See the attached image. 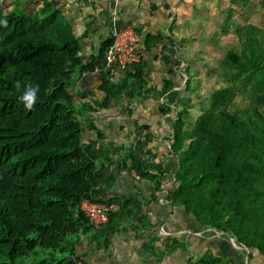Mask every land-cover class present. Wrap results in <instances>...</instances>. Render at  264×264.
Returning <instances> with one entry per match:
<instances>
[{"label":"trees","instance_id":"16d2710c","mask_svg":"<svg viewBox=\"0 0 264 264\" xmlns=\"http://www.w3.org/2000/svg\"><path fill=\"white\" fill-rule=\"evenodd\" d=\"M161 37L147 34L144 44ZM110 42L106 38L102 50ZM79 50L72 24L53 1L42 0L35 13L18 3L7 12L0 9V264L78 260L71 234L90 224L80 205L93 200L98 176L82 143L81 120L83 112L96 109L76 105L70 92L86 69ZM226 59L241 62L233 51ZM127 69L100 89L128 101L142 96L147 89L141 62ZM28 86L38 90L31 110L19 100ZM171 86L167 80L163 90ZM249 95L248 105L238 108L237 93L228 85L211 93L207 109L192 123L177 113L170 143L177 167L167 194L169 203L189 217L187 230L223 232L249 250L251 261L264 258V78ZM158 111L168 114L172 108L162 103ZM129 158L133 167L147 170L132 154ZM163 173L159 167L148 175L156 190ZM221 243L219 254L206 252L190 264H237L236 256L244 264L228 243ZM162 245L163 254L185 249L179 236L167 237ZM151 250L157 253L152 244Z\"/></svg>","mask_w":264,"mask_h":264},{"label":"crops","instance_id":"0c3cea01","mask_svg":"<svg viewBox=\"0 0 264 264\" xmlns=\"http://www.w3.org/2000/svg\"><path fill=\"white\" fill-rule=\"evenodd\" d=\"M51 1L72 24L80 46L78 53L86 67L75 77L70 92L76 105L96 109L81 115L82 143L98 168L92 202H114L119 206L111 218L108 213L99 223L72 232L75 258L85 264H174L193 254L198 259L201 239L188 241L183 236L189 217L169 203L167 190L177 167L176 156L170 151L174 122L171 124V113L158 111L162 103L172 106V99L166 97L168 92L182 90L184 72L178 64L187 61L181 46L187 28L180 17L181 1ZM11 3L13 7L16 3L20 6L17 0ZM112 25L130 26L142 37L138 61L143 66L147 90L131 101L106 95L100 89L107 79L115 82L130 70L106 66L102 44ZM147 34L162 37L150 41L147 47ZM167 80L172 86L163 92ZM103 103L106 107H101ZM130 154L147 170L133 167ZM159 167L164 173L160 190H156L155 179L148 175ZM169 236H179L185 249L163 254L167 248L162 242ZM151 244L159 254L152 252Z\"/></svg>","mask_w":264,"mask_h":264},{"label":"rangeland","instance_id":"374dc122","mask_svg":"<svg viewBox=\"0 0 264 264\" xmlns=\"http://www.w3.org/2000/svg\"><path fill=\"white\" fill-rule=\"evenodd\" d=\"M17 1L20 7L26 6L31 13H35L42 4L41 0ZM180 1V17L187 28L181 46L187 61L178 64L184 72L181 78L182 90L179 88L166 94V97L172 99L169 102L172 104L171 124L177 119L179 111L183 119L192 123L207 109L211 93L228 85L234 87L237 93L235 106L244 108L250 100L249 92L264 78V0ZM11 4V0H0V9L7 12L13 8ZM228 51L236 53L241 62L230 64L226 59ZM253 67L261 68L253 74ZM183 236L188 241L201 239L198 259L206 252L219 254L221 241H224L235 255L242 256L244 264H264V258L248 261L243 246L226 234H206L188 229ZM185 260L174 264L195 262L196 254L189 255ZM235 263L242 264L238 256Z\"/></svg>","mask_w":264,"mask_h":264},{"label":"built area","instance_id":"2783aa9c","mask_svg":"<svg viewBox=\"0 0 264 264\" xmlns=\"http://www.w3.org/2000/svg\"><path fill=\"white\" fill-rule=\"evenodd\" d=\"M106 38L111 42L104 50V59L109 68L126 70L132 63L139 60V48L142 44L140 33L130 26L120 27L112 25ZM183 64V62H180ZM81 210L87 216L90 224L99 223L103 215L115 212L119 209L118 204H98L87 199L80 205ZM74 264H85L82 261H74Z\"/></svg>","mask_w":264,"mask_h":264},{"label":"clouds","instance_id":"9594fccd","mask_svg":"<svg viewBox=\"0 0 264 264\" xmlns=\"http://www.w3.org/2000/svg\"><path fill=\"white\" fill-rule=\"evenodd\" d=\"M6 26V21L2 22ZM15 87L19 89L21 82L17 81ZM37 89L31 86L26 87L25 91L19 97V100L23 103L25 109L31 110L37 102Z\"/></svg>","mask_w":264,"mask_h":264},{"label":"water","instance_id":"95a60500","mask_svg":"<svg viewBox=\"0 0 264 264\" xmlns=\"http://www.w3.org/2000/svg\"><path fill=\"white\" fill-rule=\"evenodd\" d=\"M219 233H223V232H219ZM230 239H232L231 237H230ZM234 244V243H233ZM235 246H236V244H234ZM237 247H239V248H242V247H240V246H237ZM243 248L244 249H246L244 246H243ZM246 251H247V254L249 253V250L248 249H246ZM247 256V255H246Z\"/></svg>","mask_w":264,"mask_h":264}]
</instances>
